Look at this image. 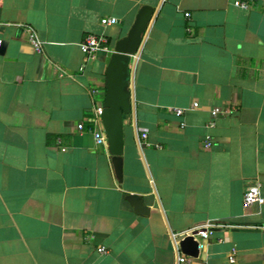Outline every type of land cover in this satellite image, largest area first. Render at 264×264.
Here are the masks:
<instances>
[{
	"label": "crops",
	"instance_id": "1",
	"mask_svg": "<svg viewBox=\"0 0 264 264\" xmlns=\"http://www.w3.org/2000/svg\"><path fill=\"white\" fill-rule=\"evenodd\" d=\"M142 6L156 15L129 62L119 182L93 108ZM88 35L107 43L84 62ZM0 39V264H177L173 235L205 222L233 227L181 264H264V203L243 205L253 183L264 198V0H0Z\"/></svg>",
	"mask_w": 264,
	"mask_h": 264
},
{
	"label": "water",
	"instance_id": "2",
	"mask_svg": "<svg viewBox=\"0 0 264 264\" xmlns=\"http://www.w3.org/2000/svg\"><path fill=\"white\" fill-rule=\"evenodd\" d=\"M156 15L152 7L142 6L135 21L123 38L114 43L112 53L105 68V93L102 103V126L107 138L108 151L112 156V164L117 180H122L123 153V115L130 109L127 79L129 62L132 57H138L144 44L145 37ZM134 64V63H133ZM133 66L131 67L132 72ZM125 200L131 205L137 215H148L149 210L143 199L136 195H126ZM181 254L192 258L198 257V244L192 237L178 241Z\"/></svg>",
	"mask_w": 264,
	"mask_h": 264
},
{
	"label": "built area",
	"instance_id": "3",
	"mask_svg": "<svg viewBox=\"0 0 264 264\" xmlns=\"http://www.w3.org/2000/svg\"><path fill=\"white\" fill-rule=\"evenodd\" d=\"M235 6L241 7V8H246L247 4L246 2L243 1H235L234 3ZM186 17H188V14H185ZM100 24L102 26H113L117 24V19L114 17H109V18H102L100 21ZM26 33H27V40L34 49V51L37 54L42 53V46L41 43L34 32L31 28H26ZM107 43V40L104 36H93V35H88L86 36L82 43H80V50L82 54L84 55V62H87L88 60H92L94 58L95 53L100 50V49H105V45ZM2 47V40L0 39V49ZM83 68V67H82ZM198 103H193L192 104V109H197ZM232 108H214L210 110V116L212 119H216L217 117L221 116H226L229 114L230 110ZM103 112V107L102 105H96L93 108V121H94V129H93V137L94 141L98 145H107V138L102 126L101 122V115ZM174 114L177 117H181L183 115V110L182 109H175ZM181 126L183 127L184 124L182 123ZM209 126H213V123H209ZM77 129L81 130L82 129V124L77 125ZM143 138L146 137L145 134L142 135ZM212 144L210 139H207L205 141L204 146L205 147H210ZM264 203V198L261 196L260 193V187L258 183H253L251 185H248L244 191L243 194V205L245 207H249L252 205H262ZM232 225L229 224H222V223H214V222H205L202 225L190 228L182 233H179L177 235H173V240L175 243V253H176V259H177V264L181 263H191L194 261L196 258H192L189 256H185L180 253L179 247H178V241L184 239L185 237H192L198 244V257L200 255V252L203 249V242L208 240L214 233V231L218 228H232ZM100 253H105L106 250L103 247H100L98 250ZM197 257V258H198ZM229 262L234 263V251H231L230 257H229Z\"/></svg>",
	"mask_w": 264,
	"mask_h": 264
}]
</instances>
